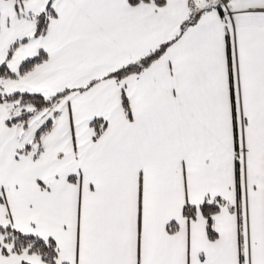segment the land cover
<instances>
[{"label": "snow or ice", "instance_id": "6c2138e0", "mask_svg": "<svg viewBox=\"0 0 264 264\" xmlns=\"http://www.w3.org/2000/svg\"><path fill=\"white\" fill-rule=\"evenodd\" d=\"M0 264H264V0H0Z\"/></svg>", "mask_w": 264, "mask_h": 264}]
</instances>
